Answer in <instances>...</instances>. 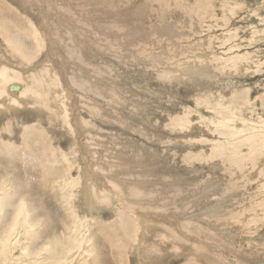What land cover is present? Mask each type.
Returning a JSON list of instances; mask_svg holds the SVG:
<instances>
[{
  "label": "rangeland",
  "instance_id": "1",
  "mask_svg": "<svg viewBox=\"0 0 264 264\" xmlns=\"http://www.w3.org/2000/svg\"><path fill=\"white\" fill-rule=\"evenodd\" d=\"M1 1L6 16L25 15L13 29L29 52L36 43L22 32L30 20L44 21L42 7L50 22L58 12L69 19L78 14L80 25L73 20L69 28L65 20L60 34L77 27L90 45L84 59L74 61L62 41L45 43L29 71L52 87L54 109L62 107L57 77L72 92V134L51 111L24 108L0 116V128L16 124L0 134V146L23 144L0 148V197L6 201L0 206V264H264V0ZM49 3L62 10L52 14ZM8 21L13 18L0 17L5 26ZM6 41L0 35V49ZM89 107H97L95 115ZM185 117L193 122L189 133L171 125ZM35 124L33 133L23 127ZM231 134L235 146L225 149L222 164L214 157L217 170L195 159L210 148L208 140L227 145ZM245 135L258 142L250 144ZM75 149L80 156L69 170L61 153ZM90 149L100 172L95 182L112 190L97 198L104 207L92 214L79 186L72 187L78 170L89 167ZM174 168L191 182L175 184ZM191 169L200 173L186 172ZM133 189L140 196H132ZM223 200L222 216H199L203 205ZM132 210L142 226L137 232Z\"/></svg>",
  "mask_w": 264,
  "mask_h": 264
},
{
  "label": "bare ground",
  "instance_id": "2",
  "mask_svg": "<svg viewBox=\"0 0 264 264\" xmlns=\"http://www.w3.org/2000/svg\"><path fill=\"white\" fill-rule=\"evenodd\" d=\"M27 1L29 2L30 0H27ZM3 3L4 2H2V1L0 2V17H7V18H11V19L13 18V21H8V25L9 26H5L2 22H0V35L2 37H7L9 39V41H10V43L8 41H6V44H4L3 48L0 49V116H2V117H4V116L6 117V116H9V115L12 116V115L16 114L18 111H20V110H22L24 108L34 109V110H37L40 113H45L46 111H48V112L51 111V115H53L55 117V115L57 114V119L60 122V124L68 127L67 129H69L70 133L72 134L73 133V129H72V122H71V110L73 109V104H74V99H72V96H71V95H73L72 92L70 90H64L63 84H62L60 78L57 77L55 86L58 87V88H55V89L59 90V93H57L56 97L61 100V106L62 107L60 109H62V112L60 111L58 106H56V108L54 109L52 107V104L56 103V101H55L56 98H55V100H52L51 99L52 96L49 93V91H50V89H52V87L44 84V82H43L44 79L40 78V74L41 73L29 72V71H31L32 64H34L35 62L38 61L37 58H38L39 51H41L42 48L44 47V44L48 43V42L51 43V44H54L57 47L58 43L62 41V43H64L65 46H61V48L63 50L68 49L67 52H66V56H69L71 58V60H72V57L74 56V58H73L74 61H81V60L84 59V57H85L84 54L85 53H83V50L86 47H88V45H90V39L82 37L79 34L77 27H74V29H73L74 31H73L72 34L69 32V30H68L69 34L68 35L65 34L64 37H62V34H60L61 30H62V27H63V21L69 20L71 25L68 24V21H66L65 25L67 27L71 28V26L73 25V22H72L73 20H76L77 25H80V17H78V14H77V16L73 17L72 19L63 18L60 15L59 12H58V14L56 13V11L62 10V8H60V7L55 8L54 5L51 6V3H49V4H47V6H48L49 10L51 11V13L52 14H57L56 15V20L50 22V20L45 17L47 14L46 15L44 14V9L42 7V9L39 10V12L41 13V15H43L42 17L44 18V21H39V24H38V23H34L33 20L32 21L30 20V22L28 23V26H27L29 29H26V30H24L22 32V37H24V39H29V40L32 39L36 43L37 50L29 52L30 49L25 47V43H24L23 47H21L19 45L20 41H18L16 39V36L20 35V32H17V31H15L13 29V27H15L17 24H19L21 22L24 23L23 20H25V15L16 13L14 15L6 16V13H4V11L7 10V9L3 5ZM70 3H71V1H70ZM5 12H7V11H5ZM67 15H68V17L71 18V16L69 14H67ZM194 16H195V14H194ZM45 18H46V20H45ZM36 24H38V25H36ZM31 27L35 30L34 33L31 32V30H30ZM42 35H45L44 38H42ZM89 49H91V48H89ZM93 52H94V50H93ZM89 53H91V50H89ZM178 56H179V54H178ZM140 60H143V59H140ZM82 66L84 68H90L91 67V65L89 64L88 61H85L82 64ZM187 67L188 68H193L194 66L187 65ZM190 73L192 75L193 74H195V75L202 74L199 71L198 72L191 71ZM46 74L51 75V73H49L48 69L46 70ZM99 74L103 75L101 72ZM208 76H210V73L208 74ZM69 80L72 83V85H74V87H78V88L81 87V84H78L77 81L75 79H73L71 76H69ZM89 81L90 80H87V82H89ZM17 83H19L17 86L13 85V84H17ZM84 85L87 86L86 89L87 90L89 89L90 93H91L92 92V85H88V83H85ZM12 88H15V89H12ZM68 93L70 95H68ZM63 94H65V96H64L65 99L61 98V96H63ZM91 102H92V100H91ZM95 102H97V101H95ZM87 108H88V106H87ZM148 108L150 109V107H148ZM148 108L146 107V109H143V111L145 113H147V114H148ZM89 110L92 111L93 115H95L96 114L95 112L98 111L97 107H89ZM187 118L188 117H185V119L180 121V122L172 121L171 125L173 127H175V128H178V129H181V128L185 129L186 132L189 133L193 129V122L190 121ZM89 124H90V121L85 120V125H89ZM13 125H16V124H13ZM13 125L12 124H8L7 126H5L3 128H0V134L2 132L8 133L9 129L12 131V129L14 128ZM37 126H38V124H35L34 126L25 125L23 127L25 128V131H27L29 133H33V131L37 128ZM224 127H226V126H224ZM216 131L219 132V134H221L218 129ZM243 140H246L250 144L252 143V141H257L258 142V139H256L255 135H245ZM242 141H239V144ZM15 142L3 141V145L0 146V148L4 149V150H10V149L15 148V147H22L23 146L22 143H21V145H19V144L15 143ZM208 142L210 143V148L207 149V150H203L204 151V155L203 156L197 155L195 157V159H197L200 162H204L205 161L207 163H212L211 164V168L213 170L214 169L217 170L219 167H218V165H216L217 161L214 159V157L215 156L220 157V159L218 161L221 164L223 163V155L225 153V149L228 148L229 145L235 146L234 134H231V136L228 138L229 144H227V145L222 144L220 142H215L213 140H208ZM86 153L91 155V157H90L91 161L89 162V167H87L88 169L86 171L84 169H81V171L78 170V172L80 174H78L76 180L74 179L72 187H73V190H75L76 187L79 186L80 190L82 191V195L85 196L86 207L89 210V214L90 213L92 214L93 211H98V210H100V209H102L104 207V206L98 207L99 202H96L97 198L99 196H101V197L105 196L104 193H108V191H109V193L112 194V192H111L112 190L110 191V190H108L109 188L107 189V188L102 187V186L99 187V185L95 182L93 174L94 173H96V174L100 173L99 169L96 168V167H93V164L91 163L92 162V156L96 155V152H94L93 149H90V151H86ZM61 154H62V159L66 163V165H67L69 170H71L73 168V166H75V162L78 159V157L80 156L79 155L80 153L76 149L73 150L72 153H69L68 151L64 150V151H62ZM194 155H192V156H194ZM81 158H82V156H81ZM201 158H203V159L201 160ZM81 168H84V167H81ZM149 170H153L155 172L157 171L159 173H162L164 171V168L162 166H160V165H158V166H150L149 165ZM173 171H175L179 175L178 178L175 181L172 180V179H169L171 181H174L175 184H178V181H179L180 178H181L180 179V183L191 182L189 180V177H187L184 174H182L181 171H179L178 169L174 168ZM113 172L116 173V172H118V170L114 169ZM186 172L193 173V174L200 173V172H195V170H193V169L186 170ZM108 173H110V172H107V174ZM114 173L112 174L113 176H114ZM106 178H107V180H109V182L112 181V180H110L109 175L106 176ZM141 178H144V177H141ZM113 179H115V176L113 177ZM127 179H129V178H127ZM217 182L218 181H214V183H213L214 189H212V185L208 188V191L206 193V197H208V196L210 197L211 189H212V195L214 194L213 191H216L215 189H216V186H217ZM110 183L113 185L114 189H117L118 188L117 186H119L116 183H115L116 185L113 184L112 182H110ZM135 183H137V182H135ZM131 186H133V185H131ZM130 189H128V190H130ZM221 192H222V190H221ZM131 193H132V196H140V192L137 189H133L131 191ZM4 198L0 197V206L1 207L5 206V202L6 201L4 200ZM161 202L164 203V200H162ZM221 202L222 203L218 202L216 204H213L211 207L203 205V210L199 213V216H201L202 214L210 215V216H212L214 218H216L218 216H222V214H223L222 212H224L223 209L225 208L226 201L223 200ZM21 207H27V204L22 203ZM142 209H144V207ZM2 210L3 209H1V211ZM111 210H112V208H111ZM113 211H114V208H113ZM128 211H130V210L128 209ZM130 220H132L133 226L136 228L135 230L137 232V230L139 229L138 225H140V221H139L138 213L135 212L134 210L131 211ZM121 223L124 224L125 220H121ZM126 223H127V221H126ZM141 228H142V226H141ZM165 228H166V226H165ZM11 232L13 234L15 233L14 230H12ZM227 236H228V234H227ZM231 240H233V239H231ZM8 242H10V241H8ZM220 243H222V242H220ZM228 245L229 244H226L227 247H228ZM136 248H138V247H136ZM232 248H234V247H232ZM144 256H146L145 253H144ZM197 256H198V253H197ZM178 258H180V257H178ZM149 260H150V258H149ZM157 261H158V259H157ZM149 262H151V260ZM159 262H157V263L159 264ZM161 262H162V260H161Z\"/></svg>",
  "mask_w": 264,
  "mask_h": 264
},
{
  "label": "water",
  "instance_id": "3",
  "mask_svg": "<svg viewBox=\"0 0 264 264\" xmlns=\"http://www.w3.org/2000/svg\"><path fill=\"white\" fill-rule=\"evenodd\" d=\"M12 89H15V88H12Z\"/></svg>",
  "mask_w": 264,
  "mask_h": 264
}]
</instances>
